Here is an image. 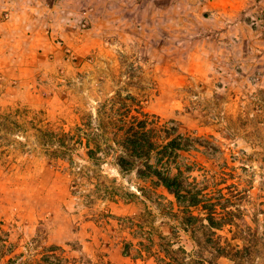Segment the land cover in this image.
I'll return each instance as SVG.
<instances>
[{"label": "rangeland", "instance_id": "374dc122", "mask_svg": "<svg viewBox=\"0 0 264 264\" xmlns=\"http://www.w3.org/2000/svg\"><path fill=\"white\" fill-rule=\"evenodd\" d=\"M120 116L156 128L153 169L174 143L172 176L236 188L263 232L264 0H0V264L196 250L175 195L119 166Z\"/></svg>", "mask_w": 264, "mask_h": 264}, {"label": "trees", "instance_id": "16d2710c", "mask_svg": "<svg viewBox=\"0 0 264 264\" xmlns=\"http://www.w3.org/2000/svg\"><path fill=\"white\" fill-rule=\"evenodd\" d=\"M116 123L118 127L115 132L106 131L105 133L114 135L113 142L122 148L118 154L119 166L122 170L129 171L138 167L139 164L144 165L145 169L139 171L142 178L157 177V182L152 179L150 182L155 185L163 184L175 195L178 205L182 206L183 213L180 217L179 214L175 215V218H181L180 228L190 233L197 246L193 252H187L182 246L173 248L174 244L170 242L171 240L162 243L164 264H216L220 257L228 258L234 264H244L245 261L254 259L262 253L264 243L260 242V237L261 234L264 236V231H259V220L256 214L251 218L253 223L247 222L244 218L242 201L245 198L242 192L232 186L226 188L225 184L219 182L217 178L212 179L208 186L204 184L198 190L197 188L194 190V187L193 191L187 190L178 174H181V171H189L190 168L186 166L177 168L176 174L172 176L177 155L169 152V149L175 151L178 148L174 143L167 142L162 145V158L166 166L164 172L153 169L148 160L160 147L154 139L156 128L149 127L148 120L144 119L137 124L135 121H128L124 116L118 117ZM96 145L98 150L103 149L101 142ZM108 146L113 147L112 143H108ZM63 147L67 145L59 142V148ZM97 149L91 151L95 153ZM93 152H89L90 155ZM129 156L137 160H131ZM195 185L198 183L196 182ZM261 212L264 213V211ZM227 227L233 234L231 237L224 234Z\"/></svg>", "mask_w": 264, "mask_h": 264}]
</instances>
